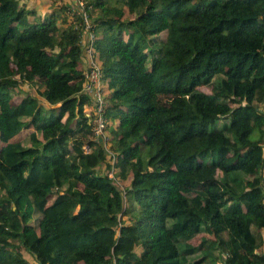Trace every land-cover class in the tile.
Returning <instances> with one entry per match:
<instances>
[{"label":"trees","instance_id":"trees-1","mask_svg":"<svg viewBox=\"0 0 264 264\" xmlns=\"http://www.w3.org/2000/svg\"><path fill=\"white\" fill-rule=\"evenodd\" d=\"M81 3L106 147L79 7L0 0V264H264V0Z\"/></svg>","mask_w":264,"mask_h":264},{"label":"built area","instance_id":"built-area-1","mask_svg":"<svg viewBox=\"0 0 264 264\" xmlns=\"http://www.w3.org/2000/svg\"><path fill=\"white\" fill-rule=\"evenodd\" d=\"M74 6L79 7L81 21L84 23L85 31L82 34L83 41L85 43L84 50H85V56L88 60V63L90 65V68L85 76V81L82 84L81 91L88 95L91 99V105L93 109V117L91 119V133L92 136L95 138H102L103 141V147H106L104 144L105 137L104 134V127L106 125L105 118L103 116L104 113V107H105V89L103 87V84L100 82L101 79V72L97 68V66L93 62V53L91 48V41L93 40L94 36L93 34L88 30V18L86 12L82 9V3L81 0H74L72 3ZM73 11V10H72ZM72 11H69V14L71 16ZM73 13H76V11H73ZM77 14V13H76ZM88 149L85 148V151ZM108 177L112 178V169L108 171ZM113 182L118 185V182L115 179H113Z\"/></svg>","mask_w":264,"mask_h":264},{"label":"crops","instance_id":"crops-1","mask_svg":"<svg viewBox=\"0 0 264 264\" xmlns=\"http://www.w3.org/2000/svg\"><path fill=\"white\" fill-rule=\"evenodd\" d=\"M22 2L26 3V6L28 8H34L35 11L37 12V14H39V16H42V14L46 11H48L49 9V4L51 2V0H45V2H43L44 0H21ZM60 2H69L73 3L74 0H57ZM103 87L105 89V92H107L106 88H105V84L103 83ZM32 91H30L31 93ZM53 197H50L48 199V203H50L52 201Z\"/></svg>","mask_w":264,"mask_h":264},{"label":"rangeland","instance_id":"rangeland-1","mask_svg":"<svg viewBox=\"0 0 264 264\" xmlns=\"http://www.w3.org/2000/svg\"><path fill=\"white\" fill-rule=\"evenodd\" d=\"M43 2H45V0ZM203 236L204 237H208V235H206V234L205 235L199 234V235H196L194 238H192L189 242L191 244H193V245H196V244H198L200 242V238H202ZM23 255H24L25 258L29 259V257L27 256V254L23 253Z\"/></svg>","mask_w":264,"mask_h":264}]
</instances>
